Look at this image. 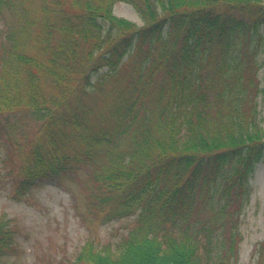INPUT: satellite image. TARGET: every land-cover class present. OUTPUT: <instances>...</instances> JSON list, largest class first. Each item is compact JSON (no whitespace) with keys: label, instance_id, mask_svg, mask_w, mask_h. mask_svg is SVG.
<instances>
[{"label":"trees","instance_id":"16d2710c","mask_svg":"<svg viewBox=\"0 0 264 264\" xmlns=\"http://www.w3.org/2000/svg\"><path fill=\"white\" fill-rule=\"evenodd\" d=\"M117 2L143 25L114 16ZM5 10L20 19L0 43L16 198L84 171L114 216L138 211L117 247L87 241L74 264H237L264 157V1L0 0ZM16 252L0 215V264Z\"/></svg>","mask_w":264,"mask_h":264},{"label":"rangeland","instance_id":"374dc122","mask_svg":"<svg viewBox=\"0 0 264 264\" xmlns=\"http://www.w3.org/2000/svg\"><path fill=\"white\" fill-rule=\"evenodd\" d=\"M112 13L137 26L143 25L136 10L127 3H115ZM17 24L20 19L12 11L5 10L0 15V43ZM259 34L264 57V25ZM259 109L264 128V97L259 99ZM6 121L0 117L1 126L5 127ZM15 161L7 134L1 131L0 215L10 219L17 243L16 254L8 258L10 264H74L76 254L87 241L98 249H114L134 226L138 211L114 216L109 211L111 203L94 196L97 184L84 171L39 182L20 199L16 198ZM250 184L252 193L241 217L237 264H256L259 244L264 239V157L256 164Z\"/></svg>","mask_w":264,"mask_h":264}]
</instances>
